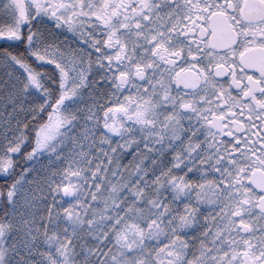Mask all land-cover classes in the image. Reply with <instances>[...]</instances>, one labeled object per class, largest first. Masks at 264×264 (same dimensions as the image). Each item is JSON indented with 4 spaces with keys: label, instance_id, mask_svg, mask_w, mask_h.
<instances>
[{
    "label": "snow or ice",
    "instance_id": "6c2138e0",
    "mask_svg": "<svg viewBox=\"0 0 264 264\" xmlns=\"http://www.w3.org/2000/svg\"><path fill=\"white\" fill-rule=\"evenodd\" d=\"M0 264H264V0H0Z\"/></svg>",
    "mask_w": 264,
    "mask_h": 264
}]
</instances>
